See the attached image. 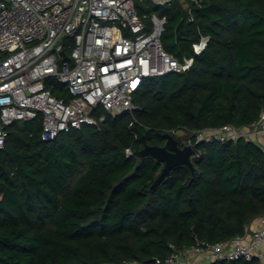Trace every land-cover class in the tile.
<instances>
[{"label":"trees","instance_id":"16d2710c","mask_svg":"<svg viewBox=\"0 0 264 264\" xmlns=\"http://www.w3.org/2000/svg\"><path fill=\"white\" fill-rule=\"evenodd\" d=\"M198 2L138 4L140 13L166 17L164 48L194 60L186 71L146 78L132 112L105 113L98 125L50 140L41 138L39 116L6 127L0 264H152L170 244L227 241L264 215V148L252 140H200L194 167L173 166L156 186L163 164L139 155L163 145L165 132L183 128L194 139L197 129L249 125L264 107V0ZM201 35L209 39L196 55Z\"/></svg>","mask_w":264,"mask_h":264},{"label":"built area","instance_id":"2783aa9c","mask_svg":"<svg viewBox=\"0 0 264 264\" xmlns=\"http://www.w3.org/2000/svg\"><path fill=\"white\" fill-rule=\"evenodd\" d=\"M168 1L0 0V147L6 127L15 121L39 116L41 138L50 140L82 124L98 125L105 113L132 112L138 108L134 94L146 78L189 69L194 56L180 60L163 46L166 17L138 11L140 3L154 7ZM184 5L190 10L188 2ZM208 39L200 36L193 44L194 54L202 52ZM50 88H60L66 96H56ZM260 132L264 133V107L249 125L197 129L194 139L183 128L168 133L179 139L181 147H195L200 140L248 139L249 133ZM198 154L195 147L191 160ZM170 246L172 251L155 257L152 264H209L217 259L262 262L264 215L252 220L244 234L227 241L196 239L182 249Z\"/></svg>","mask_w":264,"mask_h":264},{"label":"water","instance_id":"95a60500","mask_svg":"<svg viewBox=\"0 0 264 264\" xmlns=\"http://www.w3.org/2000/svg\"><path fill=\"white\" fill-rule=\"evenodd\" d=\"M62 54L64 57L67 56L64 52ZM163 136L165 138L163 145H145L139 151L140 156L151 155L163 164L161 172L153 181L152 186L159 185L173 166L186 164L191 168L194 167L191 155L194 153L195 147L191 145L181 147L177 139L168 132L163 133Z\"/></svg>","mask_w":264,"mask_h":264},{"label":"crops","instance_id":"0c3cea01","mask_svg":"<svg viewBox=\"0 0 264 264\" xmlns=\"http://www.w3.org/2000/svg\"><path fill=\"white\" fill-rule=\"evenodd\" d=\"M247 138L259 144L260 146L262 145L264 146V133H261V132L260 133H249ZM255 225H256V221H253L250 225V228L253 229Z\"/></svg>","mask_w":264,"mask_h":264},{"label":"rangeland","instance_id":"374dc122","mask_svg":"<svg viewBox=\"0 0 264 264\" xmlns=\"http://www.w3.org/2000/svg\"><path fill=\"white\" fill-rule=\"evenodd\" d=\"M178 133H181V131H179ZM263 146V145H262ZM263 148H264V146H263Z\"/></svg>","mask_w":264,"mask_h":264}]
</instances>
